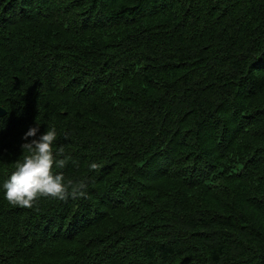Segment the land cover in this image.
<instances>
[{"label":"trees","instance_id":"trees-1","mask_svg":"<svg viewBox=\"0 0 264 264\" xmlns=\"http://www.w3.org/2000/svg\"><path fill=\"white\" fill-rule=\"evenodd\" d=\"M0 107V264H264V0H0ZM37 125L86 197L5 199Z\"/></svg>","mask_w":264,"mask_h":264},{"label":"clouds","instance_id":"clouds-1","mask_svg":"<svg viewBox=\"0 0 264 264\" xmlns=\"http://www.w3.org/2000/svg\"><path fill=\"white\" fill-rule=\"evenodd\" d=\"M38 131L39 125L30 127L22 137L26 142L21 145V150L27 154L22 161H17L15 170L3 184L5 199L12 206L30 209L40 198L66 201L69 197H86L84 181L65 183L62 172H53L54 167L64 168L68 159H58L64 156L63 148L55 152L53 150L57 140L56 130H46L37 137ZM100 167L97 163L90 164V170H98Z\"/></svg>","mask_w":264,"mask_h":264},{"label":"water","instance_id":"water-1","mask_svg":"<svg viewBox=\"0 0 264 264\" xmlns=\"http://www.w3.org/2000/svg\"><path fill=\"white\" fill-rule=\"evenodd\" d=\"M5 111L0 107V117L4 116Z\"/></svg>","mask_w":264,"mask_h":264}]
</instances>
